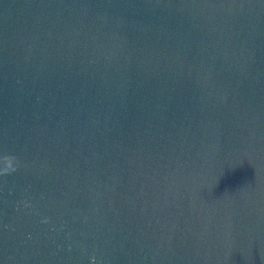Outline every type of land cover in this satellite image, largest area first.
Returning <instances> with one entry per match:
<instances>
[{
  "label": "water",
  "instance_id": "1",
  "mask_svg": "<svg viewBox=\"0 0 264 264\" xmlns=\"http://www.w3.org/2000/svg\"><path fill=\"white\" fill-rule=\"evenodd\" d=\"M0 97L264 171V0H0Z\"/></svg>",
  "mask_w": 264,
  "mask_h": 264
}]
</instances>
